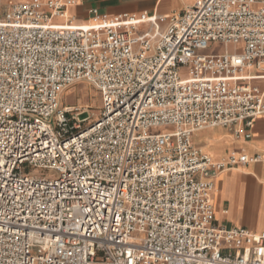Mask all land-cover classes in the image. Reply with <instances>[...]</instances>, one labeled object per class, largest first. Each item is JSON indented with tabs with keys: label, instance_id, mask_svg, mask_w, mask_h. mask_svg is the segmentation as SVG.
<instances>
[{
	"label": "built area",
	"instance_id": "built-area-1",
	"mask_svg": "<svg viewBox=\"0 0 264 264\" xmlns=\"http://www.w3.org/2000/svg\"><path fill=\"white\" fill-rule=\"evenodd\" d=\"M77 1L0 2V264H264V230L216 225L212 202L220 172L263 156L192 140L248 139L264 114V0L91 8L88 27L67 14ZM213 42L234 49L205 54ZM80 82L102 100L83 127L59 103Z\"/></svg>",
	"mask_w": 264,
	"mask_h": 264
},
{
	"label": "crops",
	"instance_id": "crops-1",
	"mask_svg": "<svg viewBox=\"0 0 264 264\" xmlns=\"http://www.w3.org/2000/svg\"><path fill=\"white\" fill-rule=\"evenodd\" d=\"M6 0H0L5 3ZM21 1V0H14ZM193 0H78L68 8V14L79 25H95L96 21L88 13L96 8L99 13L113 18L121 14L146 12L148 16L168 15L180 12ZM148 23L139 24L145 30ZM254 73V71H251ZM263 85L262 80L255 81ZM244 133L250 132V138H236L229 127L216 126L196 131L192 135L193 143L213 159L225 158L235 154H261L259 162L241 164L220 172L214 180L212 202L214 221L223 227H247L253 231L264 230V114L258 116L253 125Z\"/></svg>",
	"mask_w": 264,
	"mask_h": 264
},
{
	"label": "rangeland",
	"instance_id": "rangeland-1",
	"mask_svg": "<svg viewBox=\"0 0 264 264\" xmlns=\"http://www.w3.org/2000/svg\"><path fill=\"white\" fill-rule=\"evenodd\" d=\"M232 44L224 45L221 42L211 43L207 49L203 50L205 54H221L225 51H233ZM182 77L186 76L182 73ZM59 103L62 106L74 107L73 114L81 120V126H87L92 123L99 115L101 107V95L98 90L89 83L80 82L67 87L60 95ZM172 126H161L149 129V133H162L172 131Z\"/></svg>",
	"mask_w": 264,
	"mask_h": 264
},
{
	"label": "bare ground",
	"instance_id": "bare-ground-1",
	"mask_svg": "<svg viewBox=\"0 0 264 264\" xmlns=\"http://www.w3.org/2000/svg\"><path fill=\"white\" fill-rule=\"evenodd\" d=\"M67 14H68V13H67ZM58 23H64V21H63V22L59 21ZM64 24H65V23H64ZM72 24H73V25H79V24H77L75 21H73ZM80 26L88 27V26H92V25L85 24V25H80Z\"/></svg>",
	"mask_w": 264,
	"mask_h": 264
}]
</instances>
